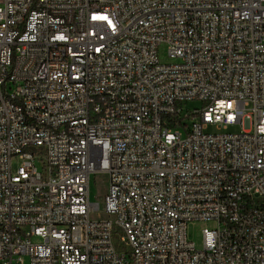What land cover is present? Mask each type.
I'll list each match as a JSON object with an SVG mask.
<instances>
[{
  "label": "built area",
  "instance_id": "obj_1",
  "mask_svg": "<svg viewBox=\"0 0 264 264\" xmlns=\"http://www.w3.org/2000/svg\"><path fill=\"white\" fill-rule=\"evenodd\" d=\"M0 264H264V0H0Z\"/></svg>",
  "mask_w": 264,
  "mask_h": 264
},
{
  "label": "rangeland",
  "instance_id": "obj_2",
  "mask_svg": "<svg viewBox=\"0 0 264 264\" xmlns=\"http://www.w3.org/2000/svg\"><path fill=\"white\" fill-rule=\"evenodd\" d=\"M159 59L162 64H173L177 63L178 60L170 59L167 52V46L162 45L159 49ZM201 106V102L199 101H192L184 104L183 109L184 112L192 111L195 108H199ZM241 131V126L239 124L230 126L227 130H223L221 128H217L215 126H208L205 130L206 133H239ZM18 167L17 160L13 161V169L16 170ZM108 189V180L107 177L103 174H95L91 177V188H90V195L91 201L93 203H99L101 210L103 211L104 203H105V196ZM105 214L100 212V214H93L92 218L99 220L105 219ZM214 224L212 223H199V224H191L189 226V238L193 242H195L197 249H202L203 247V230L205 228H212Z\"/></svg>",
  "mask_w": 264,
  "mask_h": 264
},
{
  "label": "bare ground",
  "instance_id": "obj_3",
  "mask_svg": "<svg viewBox=\"0 0 264 264\" xmlns=\"http://www.w3.org/2000/svg\"><path fill=\"white\" fill-rule=\"evenodd\" d=\"M91 196V195H90Z\"/></svg>",
  "mask_w": 264,
  "mask_h": 264
}]
</instances>
